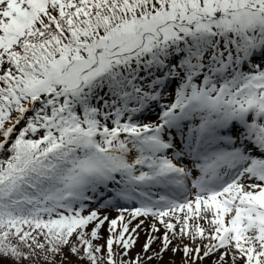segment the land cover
<instances>
[{
  "label": "snow or ice",
  "instance_id": "1",
  "mask_svg": "<svg viewBox=\"0 0 264 264\" xmlns=\"http://www.w3.org/2000/svg\"><path fill=\"white\" fill-rule=\"evenodd\" d=\"M169 251L264 264V0H0V264Z\"/></svg>",
  "mask_w": 264,
  "mask_h": 264
},
{
  "label": "bare ground",
  "instance_id": "2",
  "mask_svg": "<svg viewBox=\"0 0 264 264\" xmlns=\"http://www.w3.org/2000/svg\"><path fill=\"white\" fill-rule=\"evenodd\" d=\"M141 234L139 235V237H138V239H137V241H136V244H135V247H134V250H133V254H135L137 251H139L140 250V248L138 247L139 245V240L141 239ZM153 247H155V245H153ZM180 255H177V254H175V255H173L170 251L169 252H167V253H165L164 254V261L163 262H161V264H165V262H167V261H169V260H171V261H176V259H177V257H179Z\"/></svg>",
  "mask_w": 264,
  "mask_h": 264
},
{
  "label": "rangeland",
  "instance_id": "3",
  "mask_svg": "<svg viewBox=\"0 0 264 264\" xmlns=\"http://www.w3.org/2000/svg\"><path fill=\"white\" fill-rule=\"evenodd\" d=\"M114 214H115V213H110V215H114ZM147 223H148V222H146V225H147ZM146 225H145V227H146ZM101 234H102V235L105 234V229H101ZM140 234H141L142 237H141V239L139 240V244H138V245H139V246H138L139 248H140V245H141V243L143 242V240L146 238V235H145V232H144V231H141ZM173 243H174V245H175L176 242L174 241ZM133 250H134V248L131 250V254H132V255H134V254H133ZM166 253H167V252H166ZM176 254H177V255H180V256L177 257V259H176V261H175V264H180V261H181V253H180V252H177ZM71 259H72V258H71Z\"/></svg>",
  "mask_w": 264,
  "mask_h": 264
},
{
  "label": "trees",
  "instance_id": "4",
  "mask_svg": "<svg viewBox=\"0 0 264 264\" xmlns=\"http://www.w3.org/2000/svg\"><path fill=\"white\" fill-rule=\"evenodd\" d=\"M71 258H72V259H71ZM64 264H80V262L77 261L75 257H73V256H71V255L69 254V258H68L67 261L64 262Z\"/></svg>",
  "mask_w": 264,
  "mask_h": 264
}]
</instances>
